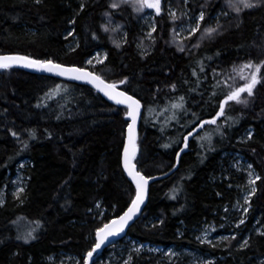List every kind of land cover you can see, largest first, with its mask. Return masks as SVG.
<instances>
[{
  "label": "trees",
  "instance_id": "trees-1",
  "mask_svg": "<svg viewBox=\"0 0 264 264\" xmlns=\"http://www.w3.org/2000/svg\"><path fill=\"white\" fill-rule=\"evenodd\" d=\"M225 1L193 0L191 10L197 14L204 6L205 25L216 10L226 9ZM106 11L124 26L127 37L117 42L119 47L103 31ZM168 20L156 17L154 39L142 41L130 7L109 10V0H0V54L87 68L112 83L127 78L118 87L142 103L134 164L146 177L167 175L150 185L144 211L126 236L209 252L216 259L206 264H252L253 254H264L262 240L237 249L236 238L226 250L215 249L199 243L192 229L217 219L226 182L212 178L229 152L248 160L260 177L250 217L264 221V66L253 95L241 94L247 104L229 102L215 124L196 125L219 111L229 90L224 80L239 87L246 82L241 75L254 70L241 73L239 66L264 61V0L223 18L219 33L182 52L168 41ZM70 28L76 45L66 49ZM137 40L149 51L141 52ZM100 50L106 54L103 64L87 67L86 58ZM56 85L61 88L52 95ZM173 103L182 107L173 108ZM125 111L85 83L0 68V191L23 161L27 177L20 199L7 190L0 204V264H57L47 257L60 252L78 256L83 264L95 230L123 212L135 194L120 165ZM193 128L185 147L184 137ZM96 204L105 210L99 219V211L92 212ZM152 216L157 218L148 223ZM19 223L37 227L33 239L18 238ZM143 262L138 258L131 264Z\"/></svg>",
  "mask_w": 264,
  "mask_h": 264
},
{
  "label": "rangeland",
  "instance_id": "rangeland-1",
  "mask_svg": "<svg viewBox=\"0 0 264 264\" xmlns=\"http://www.w3.org/2000/svg\"><path fill=\"white\" fill-rule=\"evenodd\" d=\"M75 2L81 3L83 0H73ZM193 0H181V4L175 5L171 3V0H161V12L157 14L154 9L144 8L142 12L134 11L131 4H122L120 0H109V10L113 9L110 7V4L113 2L120 3V6H128L131 9L132 14L135 16V20L138 23V34L142 41H152L154 39L153 25L156 27V17H167L171 23L169 29V43L176 47L178 51L180 48L184 50L197 47L204 38H201V32L206 27H216L217 23L221 26V20L223 18L230 17L231 15H238L243 9V5L238 3V0H233L235 6L240 7L242 10L237 13L233 7H229L227 0L224 5L226 9L220 8L216 10L211 18L208 20L205 25L201 24L200 29L189 36V31L192 27H195L197 20L200 16V13L203 12L204 6H202L197 14H194L191 10L190 2ZM207 2L209 0H200ZM69 3V1H68ZM170 10H174L176 14V19H172L170 16ZM108 13V15H105ZM103 13L102 25H107L108 30L106 32L110 38L111 42L114 44L123 43L126 40V32L124 26L121 22L115 20L109 11ZM69 24H71L69 22ZM119 25V27H117ZM114 29V30H113ZM220 31V27L217 34ZM151 32V36H149ZM71 28L67 32V36L70 37V41L66 44L65 48L69 49L76 45V38L73 36ZM118 42V43H117ZM191 42V43H190ZM199 43V44H198ZM192 44V45H191ZM136 47L143 53L148 52L139 40H137ZM187 48V49H186ZM182 52V51H180ZM106 54L103 50L94 52L90 57L86 58L85 65L87 67H93L97 65H102L105 60ZM88 60H91L92 63H86ZM249 129L244 136H248ZM225 162L219 168V172L216 174V177L212 178L213 180H218V183L226 182L224 188L226 192L223 194L224 202L220 204L217 211V219L205 220L195 227L192 232L195 239L202 244L209 245L211 248L226 250L230 244L231 239H236L237 241L233 245L237 249H246L250 246V241L255 242L256 238L264 242V221L260 218L250 217V199L252 188L256 189V181L254 185L249 184L250 179H255L257 173L251 163L246 160L243 156L236 152H229L224 155ZM251 165V168H249ZM26 166V161H23L18 165L14 174L12 175L8 184L4 185L0 191V200H3V203L6 198L7 190L10 192L11 196L19 200L25 189L26 185V176L23 173V168ZM249 172L252 173V176H249ZM229 176H232L231 182H229ZM17 189H23L18 195H14ZM245 197H248L245 200ZM2 203V204H3ZM247 211H244V209ZM99 211V219L103 215L105 210L99 205L96 204L93 213ZM94 217V216H93ZM157 217L152 216L148 218V223ZM243 221V223H241ZM18 237L23 241H29L33 239L36 231V228H29L27 224L19 223L17 225ZM31 233V238L25 240L24 238ZM227 237L228 239H223ZM247 241L246 246L241 247V244ZM233 247V248H234ZM139 249V251H137ZM253 263L252 264H264V254H253L252 255ZM85 257V256H84ZM129 257L131 259L129 260ZM141 258L144 262L142 264H206L212 262L216 259L209 252H201L199 250L191 249L188 247H177L174 245L163 246L158 244H153L150 242H141L132 237L126 236L121 241L114 242L109 245L106 249V252L103 255L98 256L93 264H125V261H128V264L134 259ZM47 260L54 261L57 264H79V257L72 255L66 252H60L58 254H51L47 257ZM84 262V260H83Z\"/></svg>",
  "mask_w": 264,
  "mask_h": 264
},
{
  "label": "snow or ice",
  "instance_id": "snow-or-ice-1",
  "mask_svg": "<svg viewBox=\"0 0 264 264\" xmlns=\"http://www.w3.org/2000/svg\"><path fill=\"white\" fill-rule=\"evenodd\" d=\"M40 2L41 0H36V3H40ZM227 2L229 7H233L237 13H239L242 10L240 7L235 6L233 0H227ZM258 2L259 0H238V3L242 4L243 8H252ZM120 3L131 4L134 11L137 12H142L144 8H150V9H154L155 12L159 14L162 10L161 0H120ZM120 3L113 2L110 4V7L116 9L120 6ZM84 7L85 5L82 3L81 9H83ZM105 15H108V13H105ZM170 16L172 19H176V14L174 10H170ZM203 18H204V13L201 12L195 27H192L191 30L189 31V36L196 33L200 29L201 27L200 21H202ZM102 27H104L105 31L108 30L107 25H103ZM117 27H119V25H117ZM219 27H220L219 23H217V26L215 28L211 26L204 28L203 32H201V38H204L205 35L211 36L213 33L217 32ZM154 30H155V25H153L152 31ZM71 34L72 33H69V35ZM148 35L151 36V32H149ZM196 46L198 47L199 45ZM117 47H119V44H117ZM179 50L183 51V48H180ZM86 63L91 64L92 61L88 60ZM13 65H23L25 67L35 68L49 73H54L59 76H69L76 80H88L99 91L103 92L104 95L107 96L110 100L115 101V103L118 105H126L127 107V111H125L124 115L125 117L129 118L131 122L127 124V138L123 148V166L125 171L128 173V175L132 178L133 182L135 183L136 191L134 197H132L131 202L129 203L127 209L123 211L122 215H119L118 217L112 219L108 223H105L103 227H98L95 230L96 242L92 246V249L88 251L84 257V264H88L89 258L93 256V253L96 250H98L105 243V241H107V239L110 236L117 235L120 232H122L124 227L128 224V222L132 220L133 217L140 211V206L145 199V190L148 184V180L154 179V177H145L144 175H142L141 172L136 170V165L133 163V159L135 158L137 152L135 128H136L137 117L140 114L141 102L140 100L136 99L134 96H131L126 92L118 90L117 84H124L127 78H125L124 80H120L118 82L107 83L99 75H95L92 72H88L84 68H80L77 66H65L63 64L56 63L51 59L39 60L19 54L0 55V68L8 69ZM262 66H264V61H261L259 64H253L252 61H247L243 65L239 66V71L241 73H243L244 69H250V70L254 69V70L250 71L248 76L241 75V79L245 80L246 82L239 87H234L233 85H229L228 81L224 80L223 83L229 90L227 91L226 95L223 96V99L219 101V111H217L216 115L213 116L210 120L201 121L199 124L196 125V127H202L206 123L215 124L217 117L223 116L225 114L226 105H228L229 102L234 101L236 103L247 104L248 103L247 98H242L241 94L246 92L248 97H251L253 95V89L256 87L257 83L260 82V73ZM236 69L237 66H233V70L236 71ZM193 74L195 75V71L193 72ZM171 87L174 89L176 86L173 84ZM214 87H219V81L217 85H215ZM60 88H61L60 85H56L54 90H50L51 94L55 95L56 92L60 90ZM180 100L183 101V97H180ZM172 107L180 108L182 107V104L173 103ZM229 119L231 118L229 117ZM195 131L196 128H193L192 131L189 132L187 136L184 137L185 147H187L188 138L192 136L193 132ZM12 135L17 136L18 134L16 132H13ZM30 135L34 136L35 133L30 132ZM248 136L249 138L252 136L251 131L248 132ZM207 138L210 139V135H207ZM167 146L168 145H165V147ZM182 151L183 149H181V152ZM181 152L176 153L177 160H179ZM173 167H176V165H173ZM249 168H251V165H249ZM249 176L250 177L252 176L251 172H249ZM258 179H260V177L258 176L255 177V179H250L249 184L254 185L255 180ZM255 190H256L255 187H253L252 192L249 193V195L254 193ZM22 191L23 189H17L14 195H18ZM247 199L248 197H245V200ZM2 203L3 200H0V204ZM244 211H247V209L245 208ZM101 215H103V213H101ZM241 223H243V221H241ZM29 238H31V233H29L24 239L27 240ZM223 239H228V238L224 237ZM246 243L247 241L242 243L241 247L246 246ZM137 251H139V249H137ZM130 259L131 257H129V260ZM125 264H128V261H125Z\"/></svg>",
  "mask_w": 264,
  "mask_h": 264
},
{
  "label": "water",
  "instance_id": "water-1",
  "mask_svg": "<svg viewBox=\"0 0 264 264\" xmlns=\"http://www.w3.org/2000/svg\"><path fill=\"white\" fill-rule=\"evenodd\" d=\"M0 55H9L8 53L6 54H0ZM19 55H22V54H19ZM25 56V55H24ZM40 60V59H39ZM65 66H68V65H65ZM12 67H15V68H19V69H22V70H25V71H28L30 73H34V74H38V75H48V76H55V77H59V78H63V79H67V80H71V81H75V82H79V83H85L87 84L88 86H90L93 90H95L96 92H98L99 94H101L104 98H106L107 100H110L107 96L104 95L103 92L99 91L92 83H90L88 80H76L72 77H69V76H59L57 74H54V73H49V72H46V71H43V70H38V69H35V68H29V67H25L23 65H13ZM85 69V68H84ZM88 72H91L90 70L86 69ZM93 73V72H92ZM95 74V73H94ZM97 75V74H95ZM103 79V78H102ZM104 80V79H103ZM105 82L107 83H112V82H108L106 80H104ZM118 87V85H117ZM118 90L119 91H123V92H126L124 90H122L120 87H118ZM127 93V92H126ZM129 94V93H128ZM131 95V94H129ZM133 96V95H131ZM135 97V96H134ZM136 98V97H135ZM137 99V98H136ZM139 100V99H138ZM111 102L115 103V101H112L110 100ZM122 106H125L126 105H122ZM127 108V107H126ZM141 117H142V103H141V108H140V114L138 115L137 117V121H136V128H135V135H136V139H137V134H138V130H139V126H140V121H141ZM128 120V123L131 122L129 118H127ZM126 138H127V126L125 128V133H124V139H123V143H122V148H121V152H120V165H121V169L123 171V173L125 174V176L127 177V179L132 183V185L134 186L135 188V183L133 182L132 178L128 175V173L125 171L124 169V166H123V148H124V143L126 142ZM137 153V152H136ZM133 163H134V159H133ZM137 170V168H136ZM138 171V170H137ZM143 175V174H142ZM167 174L165 175H161V176H155L154 179H150L148 180V184L146 186V190H145V199L143 201V203L141 204L140 206V211L133 217L132 220H130L128 222V224L124 227L123 231L120 232L119 234L117 235H113V236H110L107 241H105V243L98 249L96 250L94 253H93V256L89 258V261H88V264H93L94 260L100 256L102 254V252L109 247L110 244L114 243V242H117L119 240H121L122 238H124L126 235H127V231H128V228L135 222L138 220V218L141 216L142 212L144 211V208L147 204V200H148V195H149V189H150V185L158 180V179H161L163 177H165ZM146 177V176H145ZM136 191V189H135ZM135 195V194H134ZM128 207V206H127ZM126 207V209H127ZM125 209V210H126ZM123 212H121L119 215H122ZM119 215L113 217L112 219L118 217ZM112 219H110L109 221H111ZM109 221H107L106 223H108ZM105 224V223H104ZM103 224V225H104ZM103 225L101 227H103ZM94 240L96 242V233L94 234ZM95 244V243H94ZM84 264V262H83Z\"/></svg>",
  "mask_w": 264,
  "mask_h": 264
},
{
  "label": "bare ground",
  "instance_id": "bare-ground-1",
  "mask_svg": "<svg viewBox=\"0 0 264 264\" xmlns=\"http://www.w3.org/2000/svg\"><path fill=\"white\" fill-rule=\"evenodd\" d=\"M81 68V67H80ZM85 69H87V68H85ZM89 70V69H88ZM92 72V71H91ZM128 121V120H127ZM127 124H128V122H127ZM127 126V125H126ZM126 128V127H125ZM124 133H125V131H124ZM124 139V138H123ZM126 237V236H125ZM123 239V238H122Z\"/></svg>",
  "mask_w": 264,
  "mask_h": 264
}]
</instances>
